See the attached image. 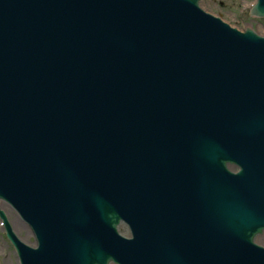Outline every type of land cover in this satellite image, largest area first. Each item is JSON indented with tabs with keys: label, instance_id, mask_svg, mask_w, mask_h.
Listing matches in <instances>:
<instances>
[{
	"label": "water",
	"instance_id": "1",
	"mask_svg": "<svg viewBox=\"0 0 264 264\" xmlns=\"http://www.w3.org/2000/svg\"><path fill=\"white\" fill-rule=\"evenodd\" d=\"M199 2L0 0L21 264H264V34Z\"/></svg>",
	"mask_w": 264,
	"mask_h": 264
},
{
	"label": "rangeland",
	"instance_id": "2",
	"mask_svg": "<svg viewBox=\"0 0 264 264\" xmlns=\"http://www.w3.org/2000/svg\"><path fill=\"white\" fill-rule=\"evenodd\" d=\"M255 2L256 0H201V6L206 12L220 16L224 22L231 24L241 31L246 30V24H250L251 29L260 35L264 34V19H257L249 16L248 8H251ZM2 207L5 210L14 232L25 243L33 245L35 239L29 227L20 220L18 215L10 207L3 204ZM122 232L128 236V233L124 228L122 229ZM257 239L264 244V234ZM0 264H19L14 248L5 237L1 222Z\"/></svg>",
	"mask_w": 264,
	"mask_h": 264
}]
</instances>
